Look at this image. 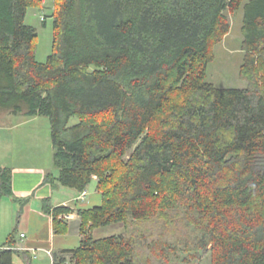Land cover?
<instances>
[{
    "label": "trees",
    "instance_id": "obj_1",
    "mask_svg": "<svg viewBox=\"0 0 264 264\" xmlns=\"http://www.w3.org/2000/svg\"><path fill=\"white\" fill-rule=\"evenodd\" d=\"M43 4L0 0V114L49 119L46 182L81 195L97 178L103 203L78 212L71 264H142V247L151 264L173 244L209 253L211 264H264V0H55L52 54L40 63L37 29L25 21ZM241 8L248 87L220 89L207 67L231 31L227 12ZM5 198L17 201L13 171L0 167ZM42 206L64 232L72 209ZM185 220L200 221L192 244L179 240ZM111 225L126 230L94 237ZM17 232L0 264L15 255L33 264L14 248Z\"/></svg>",
    "mask_w": 264,
    "mask_h": 264
},
{
    "label": "rangeland",
    "instance_id": "obj_2",
    "mask_svg": "<svg viewBox=\"0 0 264 264\" xmlns=\"http://www.w3.org/2000/svg\"><path fill=\"white\" fill-rule=\"evenodd\" d=\"M44 1L42 8H30L28 10L25 21L26 24L37 29L36 58L40 63L47 61L53 49L54 23L52 15L55 9V0ZM227 16L231 24V31L223 42L218 44L214 49L215 58L208 64L206 82L220 89H246L248 84L241 78V69L245 57V52L242 49L244 39L242 35L244 10L241 8L236 12L228 11ZM43 18L46 20V26L43 25ZM6 118L10 119L0 125V144L4 145V142L7 141L5 137L9 138L13 147V155L11 156L19 161V156L21 154L25 155L23 164L41 165L42 162L45 165H53L51 125L47 117L25 118L23 116H9ZM78 121L77 118H73L69 125H76ZM185 221L187 222L186 230L179 237V240L185 244H192L200 221ZM151 227L153 226L151 225L150 229ZM125 230L124 225H111L97 229L94 232V237L96 239L106 238L123 233ZM148 230L147 227L134 226L127 229L129 234L133 233L137 238L140 237V233L142 232L148 235ZM171 233L172 235L168 237V240L176 242L175 237L177 232L172 231ZM156 238L161 244L163 243L160 236ZM173 245L175 246L166 251V255H164L160 262L157 260L151 262L153 264H211L209 253L198 252L194 249H190L191 251L189 252H183L179 248L180 245ZM141 251L139 260L142 264L146 263L149 257L153 259L148 249L142 247ZM163 259L166 262L163 263Z\"/></svg>",
    "mask_w": 264,
    "mask_h": 264
},
{
    "label": "crops",
    "instance_id": "obj_3",
    "mask_svg": "<svg viewBox=\"0 0 264 264\" xmlns=\"http://www.w3.org/2000/svg\"><path fill=\"white\" fill-rule=\"evenodd\" d=\"M6 117L9 116L0 114V125L10 119ZM5 138L4 145L0 144V167L12 169L13 192L17 201L12 198L0 201V249L5 247L8 237L17 229L14 248L28 252L33 264H55V260L59 259H66L65 264H71L70 255L65 252L79 248L82 240V220L78 212L103 203L97 178L83 192L84 196L56 183H48L46 177L54 171L53 165L42 162L41 165L23 164V154L19 156V161L15 160L11 156L12 144L9 138ZM45 199H51L54 206L72 209V213L63 217L66 224L64 232L55 233L53 217L43 212L42 202ZM13 264L26 263L21 256L15 255Z\"/></svg>",
    "mask_w": 264,
    "mask_h": 264
},
{
    "label": "built area",
    "instance_id": "obj_4",
    "mask_svg": "<svg viewBox=\"0 0 264 264\" xmlns=\"http://www.w3.org/2000/svg\"><path fill=\"white\" fill-rule=\"evenodd\" d=\"M81 195H83L84 196V194L82 193ZM81 198H82V196H81ZM22 237H24V235H22Z\"/></svg>",
    "mask_w": 264,
    "mask_h": 264
}]
</instances>
